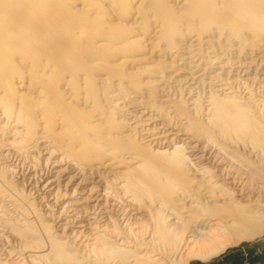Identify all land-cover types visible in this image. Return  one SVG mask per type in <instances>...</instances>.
Segmentation results:
<instances>
[{"label": "bare ground", "instance_id": "6f19581e", "mask_svg": "<svg viewBox=\"0 0 264 264\" xmlns=\"http://www.w3.org/2000/svg\"><path fill=\"white\" fill-rule=\"evenodd\" d=\"M260 117L264 0H0V264H180L259 234Z\"/></svg>", "mask_w": 264, "mask_h": 264}, {"label": "rangeland", "instance_id": "374dc122", "mask_svg": "<svg viewBox=\"0 0 264 264\" xmlns=\"http://www.w3.org/2000/svg\"><path fill=\"white\" fill-rule=\"evenodd\" d=\"M178 66L173 65L172 70H176ZM202 73L200 72L198 74L201 75ZM99 74H94L93 77L97 80V83L99 82L100 79ZM98 77V78H97ZM198 78V77H197ZM121 96H125V95H119L118 97H116V101H119V98ZM125 97H127L126 101L124 102H132L138 99L142 100V104L140 105H131V108H128L127 111H137V110H150L149 109V105L150 102L153 101H147L145 98H141L139 95H126ZM140 97V98H139ZM156 102H158V99L155 100ZM127 103H125L126 105ZM136 106V107H135ZM125 111V110H124ZM123 114V112H121ZM118 115V114H117ZM263 116V115H262ZM261 118V117H260ZM264 117L261 118V120L264 122ZM176 121H182L181 119H175ZM261 124L264 125V123L261 122ZM5 150V149H2ZM8 160V159H7ZM12 161V162H11ZM11 164L14 163V160H11ZM6 165L7 163H5V161L1 160L0 161V165L2 166ZM6 172V171H5ZM3 170H0V178L3 179L4 177H8L9 174L5 173ZM5 182L7 183V185L10 186V188L12 190H17L19 191V184L18 183H13V181H9L8 179L5 180ZM18 184V185H17ZM22 198L25 200L27 199V196L25 194L21 193ZM144 214V211H141ZM143 220V219H142ZM262 230L259 234L254 235L253 237L250 238H234L232 241L228 242L224 247L223 250H220L215 256L210 257L208 259H198V258H188L187 260L182 259V261L180 262V264H243L246 260V258L244 257V253L245 252H251V251H256L258 249H261L262 251L264 250V223L262 224ZM15 239H18L17 235H14ZM18 246V245H17ZM253 262H261L264 263V251H263V256H259L257 258H254L252 256L251 259ZM185 261V262H184ZM125 262V260H122L119 263ZM112 264H118V263H112ZM128 264H132V263H128ZM158 264H173L168 260H162L160 263Z\"/></svg>", "mask_w": 264, "mask_h": 264}, {"label": "built area", "instance_id": "2783aa9c", "mask_svg": "<svg viewBox=\"0 0 264 264\" xmlns=\"http://www.w3.org/2000/svg\"><path fill=\"white\" fill-rule=\"evenodd\" d=\"M264 251V250H263ZM263 251L261 249H258L256 250L255 252L254 251H251V252H245L244 253V257L246 258L245 262L243 264H264V263H261V262H253L251 259H252V256L254 258H257L259 256H263Z\"/></svg>", "mask_w": 264, "mask_h": 264}]
</instances>
